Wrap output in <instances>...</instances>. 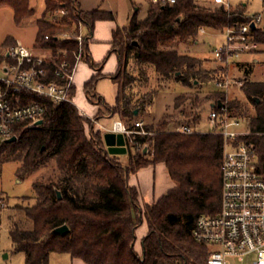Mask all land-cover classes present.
Listing matches in <instances>:
<instances>
[{"label": "trees", "instance_id": "trees-1", "mask_svg": "<svg viewBox=\"0 0 264 264\" xmlns=\"http://www.w3.org/2000/svg\"><path fill=\"white\" fill-rule=\"evenodd\" d=\"M1 6L13 9L17 23L34 13L30 0H0ZM104 19L115 20V14L99 8L83 10L78 0H45L44 17L36 22V45L49 49L54 56V62L46 65L47 80L57 79L55 69L63 60L74 65L80 50L77 35L82 33V58L96 69L84 90L98 111L91 118L76 104H56L35 94L22 95L46 106L44 122L17 127V139L0 147V167L18 161L20 176L48 166L52 172L35 179L34 196L14 205V213L9 216L13 249L24 253L25 264H50L52 252L68 253L87 264H204L211 249L197 242L192 231L200 214L220 210L224 139L212 131H171L170 124L175 121L171 115L157 123L146 121L143 114L152 104L156 89L139 91L150 82L151 72L162 88L172 82L197 88L194 94L178 96L174 103L185 123L197 125L206 104L214 102L217 108L219 100L226 98L224 91L213 90L201 97L200 88L223 78L229 69L206 67L201 58L180 53L175 47L196 43L201 27L219 32L242 23L246 20L244 13L196 0L165 5L150 2L144 18H139L136 11L127 26L113 30L109 55H117L118 67L111 74L102 72L104 62H94L89 50L95 23ZM17 43L7 40L4 46ZM10 60L0 53V66ZM104 77L111 78L117 87L114 104L96 89ZM240 81L247 101L235 97L227 104L233 114L249 118L253 131H264V84ZM71 94H75L74 86ZM106 115H116L136 131L141 127L135 123L143 121L142 129L147 133L125 135L127 164L121 163V155L108 151L103 132L95 128L94 119ZM260 147L264 175L262 141ZM160 162L167 166L175 184L154 202L141 203L139 190L129 184V177L142 167ZM144 222L147 229L138 252L136 232ZM64 224L69 227L66 233L53 232Z\"/></svg>", "mask_w": 264, "mask_h": 264}, {"label": "built area", "instance_id": "built-area-1", "mask_svg": "<svg viewBox=\"0 0 264 264\" xmlns=\"http://www.w3.org/2000/svg\"><path fill=\"white\" fill-rule=\"evenodd\" d=\"M151 2L165 5L176 0ZM211 3L222 5L228 11L233 10L230 0H212ZM244 17V22L217 32L224 38L213 50V58L218 66L229 67L249 52H264V10L244 13ZM200 32L205 33L206 29L201 27ZM77 38L80 50L76 54V61L74 65L67 60L59 63L55 69L57 79H46V65L54 62L52 53H39L21 43L4 50L3 55L11 60L0 66V147L16 135L20 124L44 119L46 106L24 98V93L48 98L56 104H75L71 90L77 65L83 60L82 33ZM233 82L229 73L214 80L215 86L225 92L226 98L225 101L219 100L222 104L217 108L216 105L211 107L209 114L213 127L211 131L224 139L220 165V210L216 214H200L192 233L197 242L214 246L204 264H264V175L261 171L260 147L261 141L264 146V131H253L248 117L236 116L230 110L228 92ZM135 125L141 130H131L121 120H116L108 131L124 135L147 133L142 129L143 121H137ZM170 130L181 134L198 133L196 125L185 122L172 126ZM3 204V198H0V208Z\"/></svg>", "mask_w": 264, "mask_h": 264}, {"label": "rangeland", "instance_id": "rangeland-1", "mask_svg": "<svg viewBox=\"0 0 264 264\" xmlns=\"http://www.w3.org/2000/svg\"><path fill=\"white\" fill-rule=\"evenodd\" d=\"M200 4H212V0H196ZM84 2V1H83ZM151 0H101L102 8L106 10H112L115 14L116 23L123 27L127 26L130 22V18L134 12L137 11V16L139 18H144L147 13L148 4ZM87 2L85 1L84 4ZM233 9L243 10L246 13H257L264 10V0H230ZM245 4V5H244ZM30 5L34 9V13L26 18H24L20 23H17L14 19V11L10 6L0 7V53L4 54V50L9 45H5L7 40L20 41L22 45L27 48H34L36 52L51 54L52 52L47 49H42L36 45V36L38 32L37 20L44 17L45 10V0H30ZM139 8V9H138ZM138 9V10H137ZM49 20L54 19L49 17ZM83 32L87 33V29L83 28ZM64 36H68L69 33H64ZM224 38L220 35H215V32H209L206 30L205 33H199L198 41L194 44H179L175 48L180 53L190 54L201 58L204 61V66L214 68L218 66L213 58V50ZM111 45L108 51L103 54L101 62L105 63L104 72H115L118 67V57L115 53L109 55ZM259 57L258 62H254L251 56H242L240 67L231 66L229 70V76L234 81L228 96L237 95L239 99L247 101L246 94L240 88V80L247 79L249 81L259 82L264 84V54L257 55ZM83 63H87L86 59L82 60ZM103 63V64H104ZM4 64V62L2 63ZM94 71L92 66H90ZM2 74V72L0 71ZM152 77L146 88L140 90L141 92L151 89H156V95L152 104L147 108L146 112L143 114V118L148 122L157 123L166 115H171L174 117L175 121L170 124V127L183 123L184 117L179 116L178 111L174 109L175 99L182 94H194L197 92V88H189L181 82H172L167 87H161L156 81V77L153 72H151ZM76 95L73 96L74 103L82 112H87L92 114L95 110V104L92 103L86 96L85 90L77 84ZM98 89L106 99L108 103L115 102L116 99V88L112 83V80L101 79L98 83ZM200 96L204 97L213 91H220L214 84V82H209L200 88ZM207 103V102H206ZM211 108L209 104H206L205 108L201 112V119L199 124L196 125L198 132H210L212 130V125L209 122V114ZM96 115V114H95ZM92 116V118L95 117ZM89 116V115H87ZM108 116V115H106ZM91 117V116H90ZM179 118V119H178ZM177 119V121H176ZM105 123L106 121L103 120ZM95 128H98L97 120L94 119ZM113 119L105 123L106 126H112ZM241 128V126H240ZM239 129V127H238ZM104 134V130L101 129ZM106 132V131H105ZM120 161L122 164L128 163V155L123 154L120 156ZM20 162L18 161H8L2 164L0 167V198H3L4 204L0 208V264H25V255L22 252H15L13 249L12 241L9 237V216L14 213L13 207L24 197L34 196L33 182L35 179L47 176L52 172V167H44L39 172H34L25 176H20L18 173V168ZM129 179L133 180L132 174ZM147 229V225L144 222L137 229V239L135 242V249L137 251L141 250V241ZM209 249L214 248V246L208 245ZM247 262V261H246ZM50 264H87L83 260L73 259L68 253H58L52 252L50 254Z\"/></svg>", "mask_w": 264, "mask_h": 264}, {"label": "crops", "instance_id": "crops-1", "mask_svg": "<svg viewBox=\"0 0 264 264\" xmlns=\"http://www.w3.org/2000/svg\"><path fill=\"white\" fill-rule=\"evenodd\" d=\"M83 1L84 2L86 1L87 3L84 4ZM78 2H79L80 6L83 10L90 11V10H93L96 8L106 10V9L101 7L102 6L101 0H78ZM108 11H112V10H108ZM242 12L246 13L243 10H242ZM117 26H119V25L116 23V18H115V20H109V19L98 20L95 23V27H94V30H93V33L91 36V41L89 44L90 56L92 57L94 62H101V58H102L103 54H105L108 51V48L111 45L110 42L112 39V33H113V30ZM83 33H85V32H83ZM215 35H217V32H215ZM17 42L21 43L20 41H17ZM259 54H264V52H256V53L249 52V53L243 54L242 56H248L249 55L253 58L252 60L254 62H258L259 57L257 55H259ZM242 56L239 59H237L236 61H234V63L231 64L228 67V69L230 70L231 66L240 67L241 62H242L241 61ZM104 65H105V63L102 65V67H103L102 72L103 73H105V74L114 73V72H104ZM94 72L95 71L87 63H83L82 61L79 62V64L77 65L75 76H74V87H75L74 96L76 95V92H77V87H78L77 84H79V86H81V88L84 89V84L91 78V76L93 75ZM103 79H105V80L110 79L111 80V78H109V77H104V78H102V80ZM99 81H98V83H99ZM98 83H97L96 89L100 93L101 91L98 89ZM114 86H115L116 91H117V87L115 84H114ZM235 97L238 98V96L235 95V96H232L231 98L229 97V99H232ZM110 104H114L113 101H112V103L110 102ZM212 104H215V103L214 102L209 103L210 108L214 107V106H212ZM97 111H98V106L95 105V110L92 114H89L87 112H82V111H81V113H83L84 115H89V117L91 116V118H92V116L95 115L97 113ZM234 115L241 116V117H247V116H242V115H237V114H234ZM111 119H113V123H114V121L119 120L116 115L115 116L102 117L101 119L97 120L98 128L103 129L104 133H105V131L107 132L108 129L112 128L113 124H112V126H106L105 123H108L109 120H111ZM103 120L106 122L104 123ZM248 124L250 125V122ZM132 176H133V180L129 179V184L136 186L138 188L139 199H140L141 203H152V202H154L159 197H161L166 191H168L170 188H172L175 184L174 180L171 178V176L169 174L167 166L162 162L155 163V164H149L145 167H142L136 173H133ZM138 252H141V250ZM73 259H79V258H73ZM79 260H81V259H79Z\"/></svg>", "mask_w": 264, "mask_h": 264}, {"label": "water", "instance_id": "water-1", "mask_svg": "<svg viewBox=\"0 0 264 264\" xmlns=\"http://www.w3.org/2000/svg\"><path fill=\"white\" fill-rule=\"evenodd\" d=\"M252 26L254 27V24H252ZM5 70H7V68H4ZM218 106H220L222 104L221 101H219ZM212 106H215V104H212ZM138 113V110H135V114ZM44 122V119H39L38 121H35L31 124H29L30 126H39L42 125ZM17 139V136L14 135L12 136L10 139L7 140V142H12L15 141ZM104 141L105 144L107 146V149L110 153L112 154H119V155H123L127 153V145H126V138L125 135L123 133H116L113 131H107L104 133ZM147 151V146H145L144 148V152ZM59 197H61L60 192H58ZM69 230V227L64 224L62 226H59L57 228H55L53 230L54 233H59V234H64Z\"/></svg>", "mask_w": 264, "mask_h": 264}]
</instances>
